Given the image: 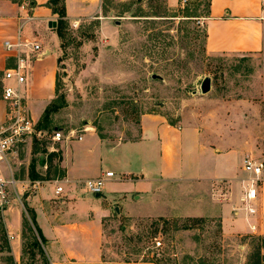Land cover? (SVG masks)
I'll return each mask as SVG.
<instances>
[{"label":"rangeland","instance_id":"obj_1","mask_svg":"<svg viewBox=\"0 0 264 264\" xmlns=\"http://www.w3.org/2000/svg\"><path fill=\"white\" fill-rule=\"evenodd\" d=\"M102 4L103 19L64 24L56 48L54 89L41 103L28 102L31 115L49 135L53 129L64 134L73 130L83 140L34 136L19 145L13 170L15 178L23 181L22 203L40 188L65 179L63 152L69 156L101 152L106 159L103 168L114 171V152L121 148L144 152V138L153 137L163 126L165 135L194 130L212 139H227L233 150L229 164L231 169L238 167L237 177L217 181L210 197L230 204L232 216L246 214L241 198L250 175L243 170L242 159L248 155L264 160V54L208 51L204 21L208 0H174L172 5L168 0H103ZM103 20L108 24L102 25ZM55 24L56 31L57 20ZM205 77L210 78V89L202 93ZM2 82L1 74L0 97ZM47 105L56 106V111L46 118ZM172 149L171 143L165 144L164 152ZM51 152L57 155L50 158ZM129 164L133 169L145 166L141 157ZM32 169L38 176L35 180L30 177ZM71 172L85 176L96 169L76 167ZM143 176L116 174L111 179L115 197L122 191L130 196L129 191L148 189L135 180ZM35 181H39L36 188ZM106 186L103 193L114 197ZM260 187L256 206L260 201L264 211V179ZM73 189L66 185L67 191ZM198 191L191 183L165 179L154 198L138 203L130 196L125 211L102 199L83 206L81 196L73 193L51 197L54 213L72 228L96 222L87 208H109L99 223L98 257L90 261L52 260L47 239L41 238L25 206L17 204L19 212H12V218L0 216V264H249L255 247L264 241V215L254 222L255 230L226 232L219 214L195 216L216 209L198 198ZM87 194V201L92 200L94 195ZM261 253L264 256V244Z\"/></svg>","mask_w":264,"mask_h":264},{"label":"crops","instance_id":"obj_2","mask_svg":"<svg viewBox=\"0 0 264 264\" xmlns=\"http://www.w3.org/2000/svg\"><path fill=\"white\" fill-rule=\"evenodd\" d=\"M48 1L26 0L25 3L18 5L9 0H0V75H3L5 68L15 63L17 54V51L5 50L3 45L5 40L16 42L20 39L38 43L44 52V54H32V71L26 84L20 86L25 90L31 106L41 103L53 91L57 74L58 35L54 27L58 15L52 12L47 4ZM102 3L103 0H64L65 18L70 25H77L87 18L103 19ZM168 3L172 5L174 0H168ZM204 21L205 45L208 51L264 54V0H208V13ZM108 22V20H103L102 25H107ZM26 52H29V49H26ZM3 109L4 103L0 100V114ZM163 131V126H160L152 135L153 137L144 138L142 141L144 152H129L124 148L114 152L115 175L142 173L143 178L135 180L143 181L148 185V189L138 188L129 191L133 201L138 199L137 202L140 203L141 200L154 198L160 187V181L167 179L188 182L194 188L199 189L198 198L204 199L216 209L210 211L211 213H201L195 216L219 214L226 232L244 227L249 228L257 218L264 215L260 201H258L255 215L248 216L246 213L232 216L230 204L227 202L220 204L210 197L217 181H233L237 177L238 167L236 170L231 169L229 164L233 150L229 149L227 139H212L194 130H184L177 134L167 135ZM167 143H171L172 152H164V146ZM62 155V166L65 172L62 184L63 193L56 195L55 185L51 184L49 187H43L42 190L40 188L35 192L36 194L25 198V201L27 200V204L34 210L36 225L47 239V247L52 260L55 262H63L72 258L96 260L102 237L99 223L102 217L108 215L109 208H101L98 211L87 208L89 217L97 223L90 221L86 226L72 228L73 224L62 223L63 219L54 213L55 207L50 202L51 197L60 198L64 194L73 193V195L81 196L80 203L83 206L84 204L88 207L96 205L102 199L105 202L112 201L113 204L123 207L125 211L130 196H126L128 191H122L115 197L117 191L111 188V179L115 178L114 176L104 178V185L108 186L114 197L102 192L87 201L89 197L82 183L87 179L103 177L104 172L110 170L109 167L103 168L106 161L104 155L101 152L97 155H94V152H79L69 156L66 151ZM140 157L145 162V166L133 169L129 164L130 161ZM240 159L239 155L238 162ZM76 167L87 171L96 169V173L79 176L71 172V169ZM116 180L121 182L125 179L117 178ZM67 184L74 188L73 191L66 190ZM259 194H261V187ZM71 201H65L64 204H70ZM77 201L72 203L78 204ZM74 207V205H68V208ZM113 207L118 208V206ZM12 212L18 213L19 210L18 208L13 209L9 214L10 218H12Z\"/></svg>","mask_w":264,"mask_h":264},{"label":"built area","instance_id":"obj_3","mask_svg":"<svg viewBox=\"0 0 264 264\" xmlns=\"http://www.w3.org/2000/svg\"><path fill=\"white\" fill-rule=\"evenodd\" d=\"M4 48L6 51H17L15 63L4 69L2 75V87L0 100L4 103V109L0 114V216L8 217L17 204L22 205L23 181L14 176L13 164L17 158V148L27 138H45L48 130L38 127V121L31 115L29 110L28 98L23 86L28 81L32 71V54H44L42 47L38 43L21 41L16 42L5 40ZM29 49V52H26ZM87 128H83L85 132ZM49 137L53 141L69 140L74 138L81 140L83 135H77L73 130L66 134L61 129H53ZM243 170L250 175L245 185V190L241 198L245 211L248 215L257 213L256 201L260 188V181L263 178L264 160H256L245 155L242 159ZM115 176L113 170L104 172L103 177L85 180L82 185L90 194H102L104 178ZM63 181L56 180L55 194L63 193ZM39 181H35L33 187H37ZM26 198V197H25ZM24 202V201H23ZM24 205V204H23ZM251 229L255 230L256 225L251 224ZM11 239L14 236H9ZM156 241V245H160Z\"/></svg>","mask_w":264,"mask_h":264},{"label":"trees","instance_id":"obj_4","mask_svg":"<svg viewBox=\"0 0 264 264\" xmlns=\"http://www.w3.org/2000/svg\"><path fill=\"white\" fill-rule=\"evenodd\" d=\"M48 6L51 8L53 13H56L58 15L57 18V26H56V32L58 36L62 35V28L64 27L65 23H68V21L66 20V13H65V7H64V0H49L47 2ZM56 111V106L53 105H47L44 110H43V115L47 118L49 116L50 113L55 112ZM39 123V122H38ZM38 127H41V124H38ZM57 154L54 152H51L49 154L50 158H52L53 156H56ZM59 159L61 160V157H59ZM31 179L35 180L37 179V174L34 172V170L32 169L31 171ZM27 212L30 215L31 221L32 223H34L36 225V221H35V213L34 211L29 208L26 205V201L24 199L23 202ZM36 229L38 230V232L41 234L40 229L36 226ZM41 238L45 241V238L42 236V234L40 235ZM264 244V241L262 242V244L260 243L259 245H257L255 247V250L253 251V253L250 255V263L249 264H260V262L263 259V255L261 253L262 250V245Z\"/></svg>","mask_w":264,"mask_h":264},{"label":"water","instance_id":"obj_5","mask_svg":"<svg viewBox=\"0 0 264 264\" xmlns=\"http://www.w3.org/2000/svg\"><path fill=\"white\" fill-rule=\"evenodd\" d=\"M138 1H140V0H138ZM153 77H156V75H153ZM209 89H210V78L205 77L200 84V90L202 93H206L209 91ZM97 195H100V194H97ZM116 210H118V209L116 208Z\"/></svg>","mask_w":264,"mask_h":264}]
</instances>
